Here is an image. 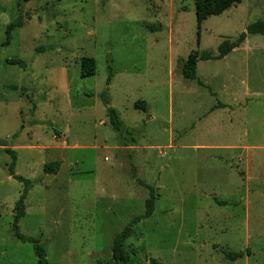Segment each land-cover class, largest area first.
<instances>
[{
  "label": "rangeland",
  "instance_id": "1",
  "mask_svg": "<svg viewBox=\"0 0 264 264\" xmlns=\"http://www.w3.org/2000/svg\"><path fill=\"white\" fill-rule=\"evenodd\" d=\"M256 21L264 0L208 18L199 36L191 1L0 0V264H37L13 232L26 187L4 149L34 183L19 233L50 263L113 264L114 237L150 197L143 183L155 210L119 264H264V37L198 62L194 82L180 71L191 52L217 56ZM82 58L95 60L94 77H80ZM51 162L58 171L44 175Z\"/></svg>",
  "mask_w": 264,
  "mask_h": 264
},
{
  "label": "trees",
  "instance_id": "2",
  "mask_svg": "<svg viewBox=\"0 0 264 264\" xmlns=\"http://www.w3.org/2000/svg\"><path fill=\"white\" fill-rule=\"evenodd\" d=\"M18 2L27 3L33 0H17ZM60 1V0H55ZM183 1H191L195 7V17H196V24H197V36L200 34V29L202 24L210 17L220 16L228 9L241 4L242 0H183ZM15 26L9 25L6 29V44L8 45L11 40V31ZM249 36H261L264 37V23L262 21H256L249 24L244 33L240 34L238 39L235 42H231L226 40L222 42L217 48V56H213L209 52L198 53L197 51L191 52L186 60L180 61V71L182 78L186 81L194 82L196 81V66L197 63L200 61L206 62L210 60H221L231 54L235 49L240 48V46L246 41L247 37ZM8 65L19 66L22 69H25V65L22 62L17 61H7ZM96 75V62L94 59L91 58H82L80 60V77L82 79L92 78ZM112 70L109 69V76L107 78V86L110 85L112 79ZM105 93L103 94L104 97ZM145 103L144 102H137L134 104V108L136 110H145ZM106 115L109 119L110 127L117 133L122 134L125 132V129L119 120L117 112L112 109L108 108L106 110ZM127 134L129 132L127 131ZM128 147H133L132 143L129 144ZM0 148H7L6 145L0 142ZM4 152L10 157L11 162L9 166V177L16 180L19 183H24L26 187L24 193L21 195L19 201L15 205V215H14V234L16 238L22 242H27L33 245L35 256L37 257V264H56L50 263L47 260L46 253L42 246L39 245L38 240L36 239H27L20 235L18 222L22 219L25 215V199L27 196V191L34 187V183L31 181H26L22 177L17 176L15 174V163H16V154L14 151L10 149H4ZM60 167L59 162H51L46 164L43 167V174L44 175H54L58 171ZM143 188L149 190L150 197L145 202V208L142 215L135 216L127 225L122 229V231L117 234L111 245V254H112V261L113 264H119L121 262H126L127 258L124 255V244L129 238L132 228L138 225L141 221L150 218L155 210V202L156 197L154 196V190L151 186L141 184ZM246 254L244 253H236L230 254L225 253V258L229 262H236L241 260L245 257Z\"/></svg>",
  "mask_w": 264,
  "mask_h": 264
},
{
  "label": "crops",
  "instance_id": "3",
  "mask_svg": "<svg viewBox=\"0 0 264 264\" xmlns=\"http://www.w3.org/2000/svg\"><path fill=\"white\" fill-rule=\"evenodd\" d=\"M236 50H238V49H235L234 51H236ZM234 51H233V52H234ZM225 58H226V57H225Z\"/></svg>",
  "mask_w": 264,
  "mask_h": 264
}]
</instances>
